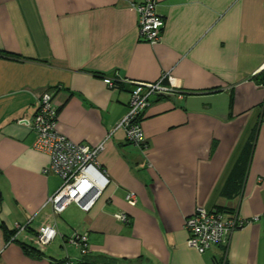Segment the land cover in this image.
Masks as SVG:
<instances>
[{
    "label": "crops",
    "instance_id": "obj_1",
    "mask_svg": "<svg viewBox=\"0 0 264 264\" xmlns=\"http://www.w3.org/2000/svg\"><path fill=\"white\" fill-rule=\"evenodd\" d=\"M144 0H0V264H264V218L235 231L227 248L200 254L186 219L197 208L264 215V0H158L163 39L141 40ZM171 73L183 99L144 111L145 152L117 125L132 87L107 76L156 82ZM54 95L57 129L98 146L110 184L89 212L72 203L55 215L62 178L34 148L38 99ZM129 192L138 202L126 201ZM125 213L130 223L117 219ZM28 225L15 241L6 232ZM58 237L29 253L39 229ZM6 227V231L3 229ZM89 234V253L68 242Z\"/></svg>",
    "mask_w": 264,
    "mask_h": 264
},
{
    "label": "built area",
    "instance_id": "obj_2",
    "mask_svg": "<svg viewBox=\"0 0 264 264\" xmlns=\"http://www.w3.org/2000/svg\"><path fill=\"white\" fill-rule=\"evenodd\" d=\"M158 2V0H144L135 5L139 15L140 38L152 45L162 41L165 28V18L158 12ZM104 81L109 88L116 91L127 84L132 87L129 111L117 125V129L122 128L128 142L139 147L143 152L149 146L142 127L144 111L155 99H183L185 95L176 85L171 73H165L156 82L133 81L110 76L105 77ZM58 116L59 108L54 102V95L46 92L38 99V109L34 118L21 119L19 122L36 133L34 148L50 155L51 162L46 173H55L63 180L60 189L49 200L53 213L62 215L72 203L89 212L110 184L108 174L99 161V156L106 149V141L98 146L73 142L57 129ZM137 198L136 193L129 192L126 201L130 205H136ZM116 217L125 223H130L125 213ZM261 218H264V215L245 219L235 211L227 213L220 209L207 210L199 207L186 219L188 244L200 254H205L213 247L227 248L235 231ZM27 228L28 225L17 223L14 229L17 232L10 240L15 241ZM58 235L57 225L49 223L39 229L31 242L38 250L44 252ZM68 242L81 254L89 253L88 233L75 232L68 238ZM65 264H77V262L69 260Z\"/></svg>",
    "mask_w": 264,
    "mask_h": 264
},
{
    "label": "trees",
    "instance_id": "obj_3",
    "mask_svg": "<svg viewBox=\"0 0 264 264\" xmlns=\"http://www.w3.org/2000/svg\"><path fill=\"white\" fill-rule=\"evenodd\" d=\"M262 75H264V70L261 72V73H259L258 75H256L255 77H261ZM261 84H264V78H262L261 79ZM220 210H222V209H220ZM234 212V211H233ZM3 229L6 231L7 229H6V227H4V224H3ZM16 230H13V231H11V232H6L7 233V236L9 237V240H10V238L12 237V236H14L15 234H16ZM24 245V247L27 249V251L29 252V253H35V256H38V257H42V251H40V250H38L34 245H32V244H23ZM69 260H71V259H69ZM69 260H63V261H60V263L59 264H65L66 262H68ZM77 264H90L88 261L85 263V262H83V261H81V262H77ZM108 264H119L116 260H113V259H109V261H108ZM222 264V263H221Z\"/></svg>",
    "mask_w": 264,
    "mask_h": 264
}]
</instances>
